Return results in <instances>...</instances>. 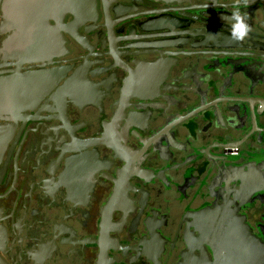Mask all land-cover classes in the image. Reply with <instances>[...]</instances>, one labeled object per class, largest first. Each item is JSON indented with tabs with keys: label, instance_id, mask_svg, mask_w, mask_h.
<instances>
[{
	"label": "flooded vegetation",
	"instance_id": "af4514ba",
	"mask_svg": "<svg viewBox=\"0 0 264 264\" xmlns=\"http://www.w3.org/2000/svg\"><path fill=\"white\" fill-rule=\"evenodd\" d=\"M235 2L0 0V264H264V0L242 41Z\"/></svg>",
	"mask_w": 264,
	"mask_h": 264
},
{
	"label": "clouds",
	"instance_id": "9594fccd",
	"mask_svg": "<svg viewBox=\"0 0 264 264\" xmlns=\"http://www.w3.org/2000/svg\"><path fill=\"white\" fill-rule=\"evenodd\" d=\"M247 0H243V3H246ZM204 7H207L205 5ZM242 3L241 0H236L233 5L230 19L233 21L231 25V37L234 40L242 41L244 40L249 32V26L246 23V17L241 14Z\"/></svg>",
	"mask_w": 264,
	"mask_h": 264
}]
</instances>
